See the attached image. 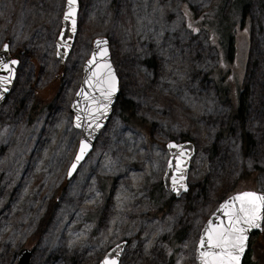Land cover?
<instances>
[{
	"label": "rangeland",
	"instance_id": "374dc122",
	"mask_svg": "<svg viewBox=\"0 0 264 264\" xmlns=\"http://www.w3.org/2000/svg\"><path fill=\"white\" fill-rule=\"evenodd\" d=\"M234 1L78 0L62 63L66 0H0V49L19 61L0 106V264H17L21 248L32 250L29 264H101L121 242L120 264H196L201 229L224 197L264 193V0H247L243 15ZM97 37L110 41L134 126L118 99L68 180L80 141L71 105ZM184 140L196 155L189 191L176 198L162 184L166 146ZM259 235L248 264H264Z\"/></svg>",
	"mask_w": 264,
	"mask_h": 264
},
{
	"label": "water",
	"instance_id": "95a60500",
	"mask_svg": "<svg viewBox=\"0 0 264 264\" xmlns=\"http://www.w3.org/2000/svg\"><path fill=\"white\" fill-rule=\"evenodd\" d=\"M67 11V0L65 4V10L64 13ZM79 12V2L77 0V6H76V30L73 32L71 30V22L64 20V14L62 18V28L60 32V36L57 40V58L63 62L68 58L70 52L72 51L75 39L77 36L78 31V25H77V16ZM106 41V44L97 45V41ZM5 45H7V49H5ZM0 49V59H3L4 61L9 60H15L12 58L10 51H9V45L5 44ZM99 48H106L107 54L106 55H95L98 52ZM59 53V54H58ZM92 60V64H89V61ZM18 61V60H16ZM19 61L14 66L15 68V75L11 79L10 83H6L3 89H0V106L6 101L7 96L10 94L12 86L14 84L17 69H18ZM97 65H100L98 68ZM105 65H110L113 74L116 78V90L111 94L110 101L106 100L104 96L102 95L103 92L106 91L103 81L108 78V70L105 67ZM97 73L98 75H93V73ZM0 75H6L4 72H0ZM97 81H101V83L97 84ZM120 96V87H119V78L116 73V70L112 64L111 59V52H110V42L109 39L106 37H97L94 39L92 43V52L86 61L84 68H83V77L82 82L79 87V90L75 94V97L73 99L71 110L73 112V125L76 130L80 132V141L78 145V149L76 152V155L68 169L67 172V179L70 180L72 177L76 174L79 167L82 165V163L87 159V157L90 155V153L94 149V145L96 143L97 138L99 137L102 130L108 125L111 116L113 115V110L115 105L118 102ZM104 105L107 106V110L105 111ZM79 116V120L77 117ZM99 116V119L96 121L100 126L97 128L96 124L92 122V119L90 117H96ZM80 125L79 127L77 125ZM87 125H91V127H87ZM81 141L86 142L89 147L84 151V153L81 156V159L77 161L76 157L80 155V145ZM173 145V147H169V145ZM176 145L182 146L184 150V155L180 157L181 161L183 162L181 165V168L179 171L176 170V155L179 151ZM168 153L170 154L169 162H171V166H167L166 173L163 177L162 183L167 191H171L176 198H180L184 194L188 193L189 191V185H188V177H189V170L191 167V161L196 155L195 145L191 141H185L184 143H176L174 141H171L166 146ZM76 164L75 169L72 168L73 164ZM71 172V175L69 173ZM181 173L184 174L183 181L180 180ZM173 177L176 178L178 185L179 183H183L186 185V190L184 188H181L179 191V195L177 192L173 189L172 183H173ZM243 192H256L257 194H263L260 191L256 190H246V191H240L234 193L232 196L227 197L224 199L217 207L216 210L212 213V215L207 219L206 223L201 229V234L198 239V244L196 246L195 250V261L196 264H202L201 260L199 259L200 251H204L206 249H201L199 245L200 238L204 235V230L208 226V221L211 220L213 224H216L219 220H225L223 213L220 211V206L225 203V201H228L229 198L234 197L238 195L239 193ZM238 203V202H237ZM263 221H261V228L263 225ZM259 231H262L260 229H250L248 231V241H247V247L245 249L244 254L241 257V264L244 261L245 256L247 255V250L249 246V239L252 233H259ZM119 246V248L117 247ZM127 247L126 242H121L111 248L105 257L108 258H115L120 264V261L123 257V254L125 252V249ZM32 257V250L28 248H21L17 253V264H29L30 259ZM105 259V258H104ZM103 259V261H104ZM103 261L101 264H103Z\"/></svg>",
	"mask_w": 264,
	"mask_h": 264
},
{
	"label": "snow or ice",
	"instance_id": "6c2138e0",
	"mask_svg": "<svg viewBox=\"0 0 264 264\" xmlns=\"http://www.w3.org/2000/svg\"><path fill=\"white\" fill-rule=\"evenodd\" d=\"M76 6L77 0H67V11L64 13V20H70L73 32L76 30ZM96 43L99 46L107 42L98 40ZM4 47L7 49L8 46L5 45ZM106 54V48L98 47V52L94 56ZM92 62L90 60L89 64H92ZM17 63L16 60L4 61L0 59V72L6 73V75H0V89H3L6 83L11 82L15 75L14 66ZM97 67L99 68L100 65H97ZM105 67L108 70V78L103 81L106 91L102 95L110 101L111 94L116 90V78L111 66L105 65ZM93 75L98 74L94 72ZM99 83L101 81H97V84ZM103 107L106 111L107 106L104 105ZM77 119L79 120V116ZM90 119L96 124L97 128L100 126L96 123L99 116L90 117ZM87 127H91V125H87ZM88 147L89 145L86 142L81 141L80 155L76 157L77 161L81 159L82 154ZM169 147H173V145L170 144ZM175 147L179 149L176 155V170L179 171L183 163L180 157L184 155V150L182 146L176 145ZM169 166H171V162H169ZM75 167L76 164L74 163L72 168L75 169ZM69 175H71V172ZM183 178L184 174L181 173L180 180L183 181ZM172 187L178 195L181 188L186 190V185L182 182L178 185L175 177H173ZM220 211L226 218V222L218 219V222L213 224L211 220L208 221L204 235L199 241L200 248L206 250L200 251L199 259L202 264H241V257L247 247L248 231L253 228L264 231L261 228V221L264 220V194H257L256 192L239 193L225 201L220 206ZM117 247L119 248V246ZM103 264H118V262L115 258L105 257Z\"/></svg>",
	"mask_w": 264,
	"mask_h": 264
},
{
	"label": "trees",
	"instance_id": "16d2710c",
	"mask_svg": "<svg viewBox=\"0 0 264 264\" xmlns=\"http://www.w3.org/2000/svg\"><path fill=\"white\" fill-rule=\"evenodd\" d=\"M236 1V0H235ZM234 1V2H235ZM246 3H247V0H237V8H239V9H236V7L234 8L233 7V5H232V9H234V10H236V11H239V12H241V15H243V10L245 9L244 7H245V5H246ZM241 5L240 7H238V5ZM222 6H220L218 9L219 10H221L220 8H221ZM222 9H223V7H222ZM224 10V9H223ZM231 10V9H230ZM217 13V12H216ZM217 19V18H216ZM217 20H219L222 24H224L225 22H226V20H227V14H223L222 13V10L220 11V13H219V17H218V19ZM205 23H206V21H205ZM212 24V26H217V27H219L220 25H219V23L216 21V23H211ZM231 38L232 37H228L227 38V41H226V44H228V46H227V48H226V53L228 52V55L226 54V56H227V58L229 59L230 57H231V55L229 54L230 52H231V44H229L230 42H231ZM224 42V41H223ZM230 49V50H229ZM120 101H119V109H120V114H122V118H123V121L126 123V124H129V126L131 125V126H134L133 125V121H132V119H133V104L131 103V102H129L128 100H126V99H122L121 97H120V99H119ZM185 141V140H184ZM183 141V142H184ZM258 187H260L259 186V184H258ZM263 192H264V190H262ZM225 198V197H224ZM42 229H43V227L41 228V230H40V233L42 232ZM244 264H248L247 262L246 263H244Z\"/></svg>",
	"mask_w": 264,
	"mask_h": 264
},
{
	"label": "flooded vegetation",
	"instance_id": "af4514ba",
	"mask_svg": "<svg viewBox=\"0 0 264 264\" xmlns=\"http://www.w3.org/2000/svg\"><path fill=\"white\" fill-rule=\"evenodd\" d=\"M262 233V231H259V233H253L252 235H251V237H250V239H249V247H248V251H247V255L245 256V258H244V261H243V264L244 263H246V260L247 261H250L249 260V256H250V252L249 251H251L253 248H254V246L256 245V248H258L259 246H260V244H262L263 243V241H255L256 239H258L259 237H260V235L259 234H261ZM251 263L252 264H254L252 261H251Z\"/></svg>",
	"mask_w": 264,
	"mask_h": 264
}]
</instances>
